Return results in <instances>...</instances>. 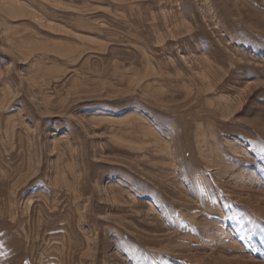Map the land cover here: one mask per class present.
Returning <instances> with one entry per match:
<instances>
[{"label":"rangeland","instance_id":"374dc122","mask_svg":"<svg viewBox=\"0 0 264 264\" xmlns=\"http://www.w3.org/2000/svg\"><path fill=\"white\" fill-rule=\"evenodd\" d=\"M0 264H264V0H0Z\"/></svg>","mask_w":264,"mask_h":264}]
</instances>
